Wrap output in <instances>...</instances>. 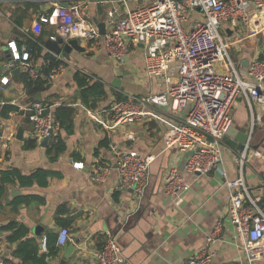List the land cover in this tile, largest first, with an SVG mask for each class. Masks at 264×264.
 <instances>
[{"label": "crops", "instance_id": "1", "mask_svg": "<svg viewBox=\"0 0 264 264\" xmlns=\"http://www.w3.org/2000/svg\"><path fill=\"white\" fill-rule=\"evenodd\" d=\"M149 3L150 0H0V79L11 78L5 90H0V110L5 105L18 110L8 118L0 116V177L7 171L21 176L47 173L45 185L34 183L25 187L17 181L4 185L0 201V262L37 264L16 254L20 241L10 242L11 232L2 230L11 222L28 229L26 238L21 240L26 241L22 248L26 256L35 248L38 259L44 253L42 240H48L49 250H54L46 257L45 264H98L97 253L109 235L115 236L121 248L124 258L121 264H185L204 246L218 221L222 223L221 232L208 245L213 254L210 264L244 261L245 254L235 244L234 230L227 216L229 196L225 182L236 179L241 171L251 197L264 205V129L256 123L251 130L250 112L242 97L236 100L231 126L221 147L223 162L203 176L186 173L183 167L190 153L171 144L170 130L184 122L187 112L173 110L170 100L144 106L141 116L132 122L113 125L109 110L126 96L144 98L167 88L162 80L146 76V47L142 44L129 47L123 64L106 53L102 39L95 43L77 40L82 51L71 50L69 59L59 54L66 62L64 70L38 93L40 102L49 107L59 125L54 141L44 142V138L34 135L28 115L21 108L28 105L26 100L30 96L20 82L25 69L13 60L8 47L10 42L15 43L20 53L31 45L28 37L42 45L35 47L30 64L38 78L46 79L41 72L45 68L43 57L55 54L48 44L50 36L56 32L53 16L57 7L84 6L89 22L98 31L102 26L103 35L110 29L109 12L115 10V16L120 18ZM263 15L251 12L246 25L232 27L222 23L220 27L228 43L229 56L243 78H246L248 65L259 59L264 49ZM40 18L48 21L43 23ZM202 19L199 10L192 12L186 28ZM59 47L63 49L62 44ZM15 69L19 70L16 77ZM174 69L173 64L172 73ZM82 76L88 87L95 83L100 85L86 100L91 107L82 97ZM88 110L102 124L89 117ZM253 113L264 123L263 106L253 104ZM56 114L64 120L62 126ZM57 141L62 151L54 156L48 151ZM103 141L105 145H100ZM245 141H249V150L240 169L236 159ZM113 147L154 157L141 197L119 187ZM75 164L81 166L75 167ZM170 168H176L189 184L182 202L177 205L173 197L164 193ZM14 190H19L20 194L11 197ZM21 197L31 198V201L14 205ZM61 228L68 229L69 241L57 247ZM254 264H264V258Z\"/></svg>", "mask_w": 264, "mask_h": 264}, {"label": "built area", "instance_id": "2", "mask_svg": "<svg viewBox=\"0 0 264 264\" xmlns=\"http://www.w3.org/2000/svg\"><path fill=\"white\" fill-rule=\"evenodd\" d=\"M197 10L203 19L186 28L189 15ZM251 12L263 15L264 0H150L149 5L128 11L124 17H116L115 10L109 12L107 22L110 29L101 35L89 22L84 6H59L53 16L56 32L49 40L56 42L60 38L95 43L102 39L106 53L119 64L125 63L131 45H144L146 76L162 80L167 88L160 94L144 98L126 96L109 110L113 125L132 122L141 116L144 106L170 100L173 110L187 112L184 122L170 130L171 144L182 152L191 153L184 163V171L193 176H203L216 170L223 162L221 147L231 126V113L237 98L242 97L248 106L251 130L256 123L264 129L260 117L253 113V104L264 107V49L261 57L248 65L246 78H243L229 56L228 43L220 31L222 23L232 27L248 24ZM40 21L46 23L48 19L40 18ZM27 39L31 45L25 47L23 53L17 51L14 42H10L8 47L13 60L25 69L28 78L36 80L38 73L30 60L35 47L42 45L32 37ZM53 58L59 64L50 71L46 78L48 82L55 80L66 66L61 55L53 54ZM173 64L174 73L171 72ZM89 78L97 81L92 76ZM10 82V77L1 78L0 90L4 91ZM21 108L28 115L33 134L54 141L59 125L49 107L35 101ZM87 115L102 124L93 112L88 110ZM112 150L119 187L130 189L141 197L148 184L149 167L154 157L122 152L116 147ZM248 150L249 141H246L236 159L240 169ZM79 166L81 164H75V167ZM188 187L176 168L168 170L164 193L173 197L176 205L182 202ZM225 187L229 196L227 216L234 230L235 244L245 254L240 264H254L264 258V211L259 199L249 194L241 171L236 179L227 180ZM221 229L222 223L218 221L204 246L185 264H210L213 254L209 252L208 245L219 236ZM68 241V229L61 228L56 246L62 247ZM41 250L47 251L46 239L41 242ZM96 257L98 264L123 263L115 236L106 238Z\"/></svg>", "mask_w": 264, "mask_h": 264}, {"label": "trees", "instance_id": "3", "mask_svg": "<svg viewBox=\"0 0 264 264\" xmlns=\"http://www.w3.org/2000/svg\"><path fill=\"white\" fill-rule=\"evenodd\" d=\"M44 62H45V68L41 72L43 73V77H47L50 73V71L58 66V62L51 56L45 55L44 57ZM78 78L81 79V77L78 75ZM81 81V80H80ZM86 78L82 76V82L80 83V86L83 88L82 92V97L86 105L91 107V105L88 103V97L90 95L95 94L96 89L100 87L98 84H93L92 86L90 85L89 87L87 86ZM88 81V80H87ZM20 82L26 92V94L30 97L35 96L38 93H41L44 91L47 87V79L43 78H37L36 80H31L28 78L27 72H24L23 74L20 75ZM18 111L16 107L14 106H3L0 110V116L1 118H8L10 113ZM56 119H58L60 122V125L62 126L65 122L63 119L59 117L58 114L55 115ZM68 123V121H67ZM106 141H103L100 145H105ZM62 151V146L60 142H56L52 144V146L49 148V154H54V156H57L60 152ZM47 173L45 172H36L34 174H31L29 176H21L19 173L15 171H7L3 172L1 177H0V201L1 198L4 195V185L6 183H15L17 181L21 186H31L34 183H37L39 185H45L46 184V178H47ZM31 201V198H18L14 205H22V204H28ZM264 201V200H263ZM260 207L263 209L264 205L261 204ZM3 231H10L11 235L9 236V241L10 242H18L19 247L16 250V254L18 256L24 257V259H32L33 261H36L37 264H45V259L49 255H51L50 252L54 250V248H51L49 250V245H48V240H46V247H47V252L43 253L38 259L36 258L37 251L35 248H32L29 251V254L27 256L25 255L24 250H22L23 246H25L26 241H22V239L26 238L28 234V229L20 224H17L15 222L8 223L3 229Z\"/></svg>", "mask_w": 264, "mask_h": 264}, {"label": "water", "instance_id": "4", "mask_svg": "<svg viewBox=\"0 0 264 264\" xmlns=\"http://www.w3.org/2000/svg\"><path fill=\"white\" fill-rule=\"evenodd\" d=\"M99 31H100V34L103 33V28L102 26H99ZM63 45V49H61L59 46L60 45ZM48 48L50 50H52L53 52H55V54H60L62 53L63 57L65 59H69V53L71 52V50H75V51H82V48L78 45V42L77 40H69L67 41L66 43L64 42V40L62 39H58L56 42H50V44H48ZM19 73V70L18 69H15L13 71V75L16 77ZM41 100V96L40 94H37L35 96H32L30 98H28L26 100V103L27 104H30V103H33L35 101H40ZM226 138H224L225 140ZM45 141H48L47 138H44V142ZM246 142V141H245ZM244 142H242L243 144ZM241 144V145H242ZM245 144V143H244ZM191 155V153H190ZM20 194L19 190H14L11 194V197H15V196H18Z\"/></svg>", "mask_w": 264, "mask_h": 264}]
</instances>
